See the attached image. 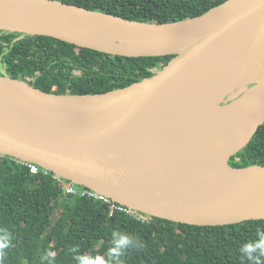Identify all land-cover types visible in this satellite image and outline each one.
<instances>
[{
	"label": "water",
	"instance_id": "95a60500",
	"mask_svg": "<svg viewBox=\"0 0 264 264\" xmlns=\"http://www.w3.org/2000/svg\"><path fill=\"white\" fill-rule=\"evenodd\" d=\"M0 30L114 55H173L153 75L95 94L47 92L0 74L1 155L142 215L212 226L264 219V165L229 161L264 124V79L229 83L234 49L248 38L250 70L264 65V0H224L168 22L61 0H0Z\"/></svg>",
	"mask_w": 264,
	"mask_h": 264
},
{
	"label": "trees",
	"instance_id": "16d2710c",
	"mask_svg": "<svg viewBox=\"0 0 264 264\" xmlns=\"http://www.w3.org/2000/svg\"><path fill=\"white\" fill-rule=\"evenodd\" d=\"M131 20L193 17L224 0H61ZM173 55L130 57L54 37L0 30V74L47 92L95 94L126 87L162 68ZM239 157V160L236 159ZM264 165V124L230 160ZM61 213L56 220L57 209ZM140 214V213H139ZM264 219L193 225L114 211L102 201L64 194L53 173L0 154V264H114L118 241L131 243L118 264H264ZM139 248H136L137 245ZM250 244L252 251H240Z\"/></svg>",
	"mask_w": 264,
	"mask_h": 264
},
{
	"label": "bare ground",
	"instance_id": "6f19581e",
	"mask_svg": "<svg viewBox=\"0 0 264 264\" xmlns=\"http://www.w3.org/2000/svg\"><path fill=\"white\" fill-rule=\"evenodd\" d=\"M51 17L52 15L50 13V15L47 18H51ZM246 41H247L246 43L239 44L236 46V48L234 49L235 52H233L234 55L232 56V59L230 61V65L232 64L233 67L237 68L236 73H231V79L229 78L230 80L229 83L232 86L241 82V79H244L245 77H250V79H254V80L264 79V65L261 66L258 60L256 62V68L254 72L250 70V66L253 62V57H252L253 48H252V43H251L252 38L250 39L248 38V40ZM128 43L129 41L126 39L123 40V45L118 44L115 42V40H113L110 43L109 48L121 49L125 44H128ZM221 162H225V161L221 160Z\"/></svg>",
	"mask_w": 264,
	"mask_h": 264
},
{
	"label": "built area",
	"instance_id": "2783aa9c",
	"mask_svg": "<svg viewBox=\"0 0 264 264\" xmlns=\"http://www.w3.org/2000/svg\"><path fill=\"white\" fill-rule=\"evenodd\" d=\"M19 162L25 163L29 166L31 173H38L40 171V166L36 163H32V162H26V161H22L17 159ZM43 171L45 173H50L51 171L44 169ZM54 178L56 179L58 185L61 187L62 191L64 194H72V195H77V196H83V197H89V198H93L95 200H99L102 201L103 203H105L110 209L111 212L114 211H124L127 212L130 215H134L138 218H142V214H139L135 211H132L131 209H129L128 207L115 203L112 199H110L109 197L100 194L97 191H94L90 188L78 185L76 183H73L63 177H60L58 175H55L53 173Z\"/></svg>",
	"mask_w": 264,
	"mask_h": 264
},
{
	"label": "clouds",
	"instance_id": "9594fccd",
	"mask_svg": "<svg viewBox=\"0 0 264 264\" xmlns=\"http://www.w3.org/2000/svg\"><path fill=\"white\" fill-rule=\"evenodd\" d=\"M258 235H262L264 236V231H258L257 232ZM3 239L4 238H0V248H3V247H7L8 244L7 243H4L3 242ZM131 241L129 239V237L126 235L124 236L121 240L118 241V245H117V248H116V251H117V255L115 257H112V262H114V264H118L119 262V256H122L124 254V252L128 249V246L130 245ZM258 247H261V248H264V243H261L260 245H257ZM140 245L138 244L136 246V248H139ZM252 251L253 248L250 244H247V245H243L241 248H240V251ZM85 264H101L100 260H96V261H86Z\"/></svg>",
	"mask_w": 264,
	"mask_h": 264
},
{
	"label": "rangeland",
	"instance_id": "374dc122",
	"mask_svg": "<svg viewBox=\"0 0 264 264\" xmlns=\"http://www.w3.org/2000/svg\"><path fill=\"white\" fill-rule=\"evenodd\" d=\"M60 213H61V208L57 207V209L53 215V220H56L59 217Z\"/></svg>",
	"mask_w": 264,
	"mask_h": 264
}]
</instances>
